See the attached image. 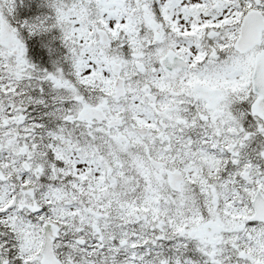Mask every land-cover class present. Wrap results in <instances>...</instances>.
Returning a JSON list of instances; mask_svg holds the SVG:
<instances>
[{
	"label": "snow or ice",
	"instance_id": "obj_1",
	"mask_svg": "<svg viewBox=\"0 0 264 264\" xmlns=\"http://www.w3.org/2000/svg\"><path fill=\"white\" fill-rule=\"evenodd\" d=\"M0 264H264V0H0Z\"/></svg>",
	"mask_w": 264,
	"mask_h": 264
},
{
	"label": "trees",
	"instance_id": "obj_2",
	"mask_svg": "<svg viewBox=\"0 0 264 264\" xmlns=\"http://www.w3.org/2000/svg\"><path fill=\"white\" fill-rule=\"evenodd\" d=\"M21 14H23V13H21Z\"/></svg>",
	"mask_w": 264,
	"mask_h": 264
}]
</instances>
